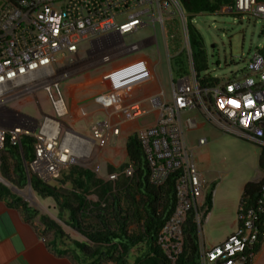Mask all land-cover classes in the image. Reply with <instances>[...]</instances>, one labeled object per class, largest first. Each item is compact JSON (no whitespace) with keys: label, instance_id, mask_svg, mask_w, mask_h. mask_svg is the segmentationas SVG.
Wrapping results in <instances>:
<instances>
[{"label":"built area","instance_id":"1","mask_svg":"<svg viewBox=\"0 0 264 264\" xmlns=\"http://www.w3.org/2000/svg\"><path fill=\"white\" fill-rule=\"evenodd\" d=\"M218 12L248 14L264 19V3L256 0H233L232 7H221ZM199 15V14H198ZM201 15V14H200ZM179 0H1L0 2V110L20 99L42 91L51 107V115L41 114L35 128L24 117V125L8 131L0 130V151L6 145L21 153V139H33L31 162L23 163L29 180L37 177L43 183L59 179L73 164L71 148L63 120L69 117L68 106L60 90L61 82L69 79L71 66L79 63L78 45L102 39H116L114 57L104 56L100 63L141 51L144 43L155 45L156 26L160 30L166 61L184 52L188 76L172 82L170 100L163 93L150 98L156 113L155 123L136 133L148 167V182L162 186L170 175L174 182L175 208L170 219L158 232L156 242L162 253L173 264L182 251L183 228L190 217L197 233L207 222L206 196L209 183L202 179L187 148L183 132L197 128L196 119L182 121L186 113H199L203 123H211L222 133L248 141L261 150L264 172V56L257 51L246 62L239 78L201 86L193 69L187 34V18ZM152 28L153 37L140 43L126 44L124 39L140 30ZM170 32V35H168ZM170 44L182 50L169 56ZM56 55L61 60L55 59ZM70 57L65 61V57ZM56 65L60 67L56 68ZM106 100V99H105ZM235 101L239 107H233ZM111 110L122 116L137 119L146 115L138 105H124L113 95ZM223 105V106H222ZM119 135V128L111 121H100L90 128L92 152L95 159ZM205 138L197 140L202 147ZM129 165L124 174L133 176ZM116 175H106L104 181L114 182ZM264 175L259 194L249 206L239 207L234 233L218 246L205 248L198 243V264H254L256 247L264 239Z\"/></svg>","mask_w":264,"mask_h":264},{"label":"trees","instance_id":"2","mask_svg":"<svg viewBox=\"0 0 264 264\" xmlns=\"http://www.w3.org/2000/svg\"><path fill=\"white\" fill-rule=\"evenodd\" d=\"M264 3V0H256ZM183 11L188 15L214 13L221 7H232L233 0H179ZM193 69L199 84H216L218 80L201 76L207 70L203 42L200 35L186 24ZM264 56V47L260 50ZM175 58V57H174ZM178 78L188 76L184 52L175 58ZM33 139H21V153L16 147L6 145L0 151V176L12 187L20 190L26 186L45 200L55 203L57 220L73 230L84 241L70 238L62 226L46 215H40L20 197L13 195L0 183V202L19 213L31 226L35 225L39 237L44 239L47 249L57 257L66 258L72 264H171L157 245L160 229L174 212L176 174L155 187L148 182V167L143 157L137 135L128 137L125 144L126 161L114 168L107 166V175H116L114 182L104 181L85 169L71 166L63 171L59 179L43 183L35 176L29 180L24 173L23 163L33 157ZM260 154V166L262 161ZM131 165L133 176H125V169ZM262 180L244 185L240 203L249 207L260 191ZM211 187V191L213 190ZM95 200H90L89 197ZM207 214L212 207V193L206 196ZM239 214V212H238ZM264 221L262 215L261 221ZM138 232H130V226ZM240 225L239 220L237 226ZM50 236V237H49ZM49 237V238H48ZM198 233L191 218L183 228L182 251L173 264H198ZM259 245L256 247L258 251ZM135 253L132 255L131 252Z\"/></svg>","mask_w":264,"mask_h":264},{"label":"rangeland","instance_id":"3","mask_svg":"<svg viewBox=\"0 0 264 264\" xmlns=\"http://www.w3.org/2000/svg\"><path fill=\"white\" fill-rule=\"evenodd\" d=\"M1 2V0H0ZM187 21L190 22L192 28L200 35L203 42V50L205 55V62L207 70L201 73V76H209L211 78L219 79L223 82H228L234 78H239L242 74L243 69L246 66L247 60H249L257 51L264 47V19L255 17L254 15L248 14H236V13H202L201 15H189ZM156 40L159 52L157 54L156 46L153 45L145 49V43L142 45L141 51L138 55L149 56L153 62L158 63L154 67L156 76L162 77L161 87L165 92V97L170 100V90H171V80L173 78L174 82L179 78L176 76L175 70V58H172L169 63L166 61V51L162 42L161 34L159 28L156 26ZM170 35V32H168ZM153 37L152 28L148 27L146 29L140 30L134 35L128 36L124 39V42L128 44L140 43L148 38ZM118 46V41L116 39H102L96 42H83L78 45L80 60H83L80 64L85 69H90L93 73L101 71L102 68L106 69L109 64L102 65L100 63L101 59L107 55H114L117 50H113L112 47ZM170 44L169 56H176L178 52L182 49L177 46L173 48ZM179 55V54H178ZM177 55V56H178ZM70 57L66 56L65 61ZM55 59L57 61L61 60L60 55H56ZM77 64V63H76ZM75 65V64H74ZM98 66V67H97ZM60 67L56 65V68ZM96 67V68H95ZM95 68V69H94ZM74 74V73H73ZM82 81V75L74 76L68 80L61 82L60 90L63 94L64 101L67 105V90L66 87L73 82ZM99 90L97 86L88 89V93L85 96H90L94 92ZM72 91H70V94ZM8 111L6 113L15 114L32 119L33 121L40 122L41 114L52 117L51 107L46 98V95L42 91H38L34 96H30L24 99L13 101L6 105ZM8 116H5L2 120L4 122L8 121ZM187 119H196L198 124H202L203 119L199 113L191 112L186 113L182 117V121ZM1 120V119H0ZM65 119L63 120V122ZM141 124L143 123H153V114H147L145 119L139 120ZM65 123V122H64ZM94 124H98L95 122ZM31 128H34V124H30ZM184 141L187 148L192 152L193 159L196 164V168L202 173V178L208 182L206 171L211 167V162L220 165L217 167H222L224 169H232L231 172L235 173L241 169L242 165H251L252 168H257V174L254 171H250L249 175L254 176L258 179L262 174L263 170L260 168L258 163V154L260 152L259 147L256 145L237 138L234 135L228 133H222L211 123H206L201 130L186 131L183 129ZM200 138L207 139V144L199 147L197 145V140ZM123 145L106 147L101 153L97 161L94 162L95 165L99 166L98 177L105 178L107 173V166L113 164L114 167H118L126 161V155L124 153ZM112 148L114 151H112ZM256 158V159H255ZM250 160V163L248 162ZM68 170V169H67ZM65 170V171H67ZM238 179L236 176L230 178L222 179V182H235L234 179ZM0 183L3 181L9 191L23 201L28 203V205L39 212L40 215H46L50 219L56 221L60 224L65 233H67L70 238L76 239L78 241H84V239L75 233L73 230L67 228L65 225L60 223L56 217L55 203L52 199L42 200L30 190L28 186L23 189H16L0 176ZM236 183V182H235ZM5 186V185H4ZM237 189V188H236ZM209 192L211 188L209 186ZM233 192V191H232ZM240 195L238 193L234 195L233 200L236 204L235 208L229 207L231 202L228 200V204L220 203L218 208H214V212L210 213V218L206 223L202 225V232L198 234V242H202L205 248L209 249L214 246L220 245L226 240L227 235L231 232L234 233L237 228L238 212L239 207L242 205L240 203ZM90 200H95L94 197L90 196ZM225 206V208H224ZM243 206V205H242ZM215 215V219L212 216ZM230 216L227 219H222L226 216ZM35 225L41 228L38 224L37 218L34 220ZM231 222H234L232 228H228ZM130 232H138L139 229L136 226H130ZM230 230V232L228 231ZM229 232V233H228ZM50 237V236H49ZM48 237V238H49ZM44 242V239L41 238ZM260 244V243H259ZM135 252L132 251L133 255ZM254 264H264V239L259 245L258 251L256 252L254 258Z\"/></svg>","mask_w":264,"mask_h":264},{"label":"crops","instance_id":"4","mask_svg":"<svg viewBox=\"0 0 264 264\" xmlns=\"http://www.w3.org/2000/svg\"><path fill=\"white\" fill-rule=\"evenodd\" d=\"M148 47H151V45L145 43V49ZM82 61L80 60L79 63L69 69L72 74L70 78L82 75V81L73 82L66 87L69 117L65 119V123L63 122L66 127L63 129L62 134L63 132L67 134L68 145L70 148L71 146L73 147V164L70 166L89 170L98 177L99 166L94 164L98 159L94 158L92 152L91 126L95 122L106 120L117 125L119 135L111 140L108 148L111 146L120 147L121 144L123 145L121 148H124L126 155L125 144L128 137L152 126L156 121L157 115L150 106V98L157 96L159 93L165 95V92L161 87L160 79L162 77L158 78L154 71L158 61L153 62L149 56L136 53L118 58L109 63L108 68H102L101 71L93 74L92 68L85 69L80 65ZM170 80L172 84L175 79L170 78ZM94 86H97L99 90L90 96H85V93H88V89ZM70 91H72L71 94ZM113 95L120 97L124 105H138L145 113L153 114L154 122L148 124L139 122V120L145 119L147 114L133 119L111 110L110 99ZM6 111L8 110H0V130L8 131L13 127L24 125L22 122L24 120L23 116L16 112H14L15 114L6 113ZM2 116L3 118L8 116V121L4 122ZM31 123L35 127L37 126L36 121H31ZM31 123L29 122V125ZM204 125L206 123H197V128L194 130H201ZM112 151H114L113 148ZM260 154L261 150L258 154L259 166ZM250 160L248 159L249 163ZM221 163V161L216 164L211 162V167L206 171L207 183H209L210 188L214 187L212 190V207L208 214V219L210 218V213L214 212V208H218L220 203L227 205L229 200L231 204L227 208L224 206L225 210L229 207L235 208L234 195L236 196L238 193L241 197L246 183H257L262 180L264 175V172H262L258 179L256 175L250 176V171H254L257 174V168H252L250 164L247 165V162L235 173L231 172L232 169L217 167ZM108 166L114 167L113 164ZM260 168L262 169L261 166ZM199 174L202 178V173L199 172ZM229 176L230 178L236 176L238 179L233 178L236 183L233 181L228 182L230 179L226 185L222 182V179ZM100 179L105 180V178ZM228 217L230 216L227 215L222 219H227ZM212 218L215 219V215ZM35 224L34 222V226H31L26 223L17 211L7 208L4 202H0V264H72L68 259L57 257L47 249L45 242L38 235ZM233 224L234 222H231L228 228L231 229ZM228 231L230 232V230ZM231 234L232 232L227 237Z\"/></svg>","mask_w":264,"mask_h":264},{"label":"snow or ice","instance_id":"5","mask_svg":"<svg viewBox=\"0 0 264 264\" xmlns=\"http://www.w3.org/2000/svg\"><path fill=\"white\" fill-rule=\"evenodd\" d=\"M229 104H231L233 107H239V105L235 101H229Z\"/></svg>","mask_w":264,"mask_h":264},{"label":"clouds","instance_id":"6","mask_svg":"<svg viewBox=\"0 0 264 264\" xmlns=\"http://www.w3.org/2000/svg\"><path fill=\"white\" fill-rule=\"evenodd\" d=\"M261 153H262V152H261ZM261 163H262V161H261ZM69 167H71V166H69ZM69 167H68V168H69ZM75 167H76V166H75ZM261 167H262V164H261ZM68 168H67V169H68ZM67 169H66V170H67ZM64 171H65V170H64ZM61 174H62V173H61ZM262 180H263V177H262ZM1 184H2V183H1ZM5 187H6V186H5ZM28 187H29V186H28ZM29 188H30V187H29ZM211 193H212V191H211ZM261 241H262V240H261ZM261 241H260V242H261ZM260 242H259V243H260ZM258 245H259V244H258ZM258 245H257V246H258Z\"/></svg>","mask_w":264,"mask_h":264},{"label":"water","instance_id":"7","mask_svg":"<svg viewBox=\"0 0 264 264\" xmlns=\"http://www.w3.org/2000/svg\"><path fill=\"white\" fill-rule=\"evenodd\" d=\"M213 1H216V0H213ZM1 183L6 186V184L3 181H1Z\"/></svg>","mask_w":264,"mask_h":264},{"label":"bare ground","instance_id":"8","mask_svg":"<svg viewBox=\"0 0 264 264\" xmlns=\"http://www.w3.org/2000/svg\"><path fill=\"white\" fill-rule=\"evenodd\" d=\"M1 180V179H0Z\"/></svg>","mask_w":264,"mask_h":264}]
</instances>
